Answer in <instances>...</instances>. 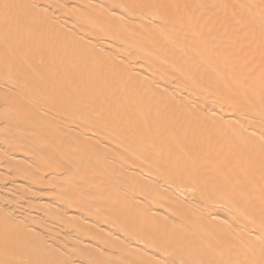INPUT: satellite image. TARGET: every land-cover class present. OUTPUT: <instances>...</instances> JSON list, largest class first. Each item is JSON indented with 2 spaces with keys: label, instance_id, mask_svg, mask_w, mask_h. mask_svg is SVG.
Instances as JSON below:
<instances>
[{
  "label": "bare ground",
  "instance_id": "6f19581e",
  "mask_svg": "<svg viewBox=\"0 0 264 264\" xmlns=\"http://www.w3.org/2000/svg\"><path fill=\"white\" fill-rule=\"evenodd\" d=\"M0 264H264V0H0Z\"/></svg>",
  "mask_w": 264,
  "mask_h": 264
}]
</instances>
